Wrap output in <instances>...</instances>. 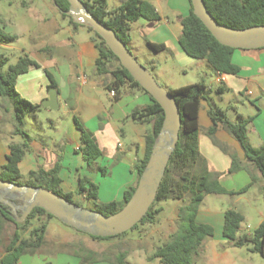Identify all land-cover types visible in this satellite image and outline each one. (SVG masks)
Here are the masks:
<instances>
[{"label": "trees", "instance_id": "1", "mask_svg": "<svg viewBox=\"0 0 264 264\" xmlns=\"http://www.w3.org/2000/svg\"><path fill=\"white\" fill-rule=\"evenodd\" d=\"M63 17H68L74 27L84 26L94 33L92 40L98 50V57L95 63V72L99 75L110 74L112 80L106 85V89L114 90V99L118 100L122 91L129 88H137L148 94L153 104L134 110L130 118L151 122V131L146 135V148L144 156L134 165L137 174L136 182L128 187L121 201H111L107 203L98 200L99 186L87 177L80 178L79 193L87 200H92L96 206V211L104 215H111L119 211L131 198L136 189L139 178L150 158L153 144L158 136L164 120V110L161 105L147 92L121 64L120 59L107 46L105 40L93 28L75 23L67 11L70 8L68 0H53ZM87 9L103 24L112 28L117 36L130 47L131 24L140 18L149 21H160L161 15L156 7L145 0H123L122 4L113 9H108V0H82ZM191 1V0H190ZM209 12L215 19L233 28H247L250 26L264 24V0H204ZM182 31L179 42L183 50L191 57L205 59L212 68L221 74L236 75L240 67L232 61L236 48L220 43L209 31L203 21L194 14L191 4L190 13L182 17ZM17 38L16 35L5 33L0 29V42L9 43ZM155 51L165 49L163 44L148 43ZM8 58L0 55V98L7 99L13 106V118L15 129L13 134L21 135L24 139L20 143H9V154L7 162L0 171V178L18 184H29L36 187H43L53 193L80 205L74 200L72 192H66L62 186L60 171L61 160L50 170L38 167L29 172L26 183L21 181L22 173L20 163L24 159L26 152L30 150V136L23 130L24 119L28 113H36L40 110L41 104H35L19 95L16 89L18 77L28 72L31 68H38L40 65L28 55L21 56L16 64L9 65L6 72L2 66L7 64ZM114 62L118 64L113 67ZM51 84L49 88H58L53 75L46 70ZM174 96L179 106L181 114L180 137L177 146L171 154L165 175L157 192L156 199L147 214L139 224L153 223L156 214L162 211V207H157L156 203L162 200H183L189 197L185 206H181L178 212L177 230L170 235L169 240L159 247L149 258H159L161 264H193L202 254L205 239L214 233L213 227L208 224L196 221L197 212L203 200L210 194L238 195L246 192L250 186H246L238 191H228L222 187L218 175L208 169L206 160L201 155L199 149V120L198 114L201 102H209L208 114L212 120V125L207 129L213 142L224 152L231 156L232 164L230 173L237 172L245 167L239 160L236 153L231 151L225 144L217 140L215 133L219 126L227 130L242 146L246 161L253 164L264 178V144L260 147L251 145L248 139V125L253 117L237 115L236 121H231L227 111L212 103L209 98L211 89L204 82H197L177 88L168 89ZM219 93L224 92L223 87L218 88ZM75 124L80 131L81 146L78 151L82 153L84 161L90 169H100L105 173L104 168L97 167V159L102 156L100 148L94 134L75 118ZM178 173L177 178L175 174ZM256 179L253 177V182ZM252 185V184H251ZM21 216V212H18ZM54 218L41 207H36L23 222H17L15 215L9 206L0 203V234L6 222H13L16 230L10 242L5 247L4 254L0 257V264H20V259L25 254H36L47 244L46 235L49 220ZM38 221L37 225L34 222ZM244 221L242 213L229 209L225 213L224 236L234 247H248L252 252L259 253L264 258V221L253 231L252 234H239L241 224ZM77 230V229H76ZM79 231V230H78ZM29 236L25 237V233ZM82 232V231H79ZM128 232V231H127ZM122 234L110 237H97L90 234L93 239L110 240ZM85 233V232H83ZM79 246L76 253L81 257L80 264H94L96 262L108 260L103 258L105 254L86 247L81 242H71ZM1 244V238H0ZM124 255L121 254L116 260H109L114 264H124Z\"/></svg>", "mask_w": 264, "mask_h": 264}, {"label": "crops", "instance_id": "2", "mask_svg": "<svg viewBox=\"0 0 264 264\" xmlns=\"http://www.w3.org/2000/svg\"><path fill=\"white\" fill-rule=\"evenodd\" d=\"M109 1L111 0H108V3ZM115 1V7L120 6L123 2V0ZM145 1L152 3L156 7L161 15V20L149 21L140 18L131 24L130 35L133 25L137 24L142 26L143 30H145L148 43L163 44L165 45V49L163 50L170 49L183 60H187L188 58L186 57H191L183 50L179 42L182 31L180 20L182 17H185L190 13L191 1ZM171 20L174 22L175 28H173ZM132 43L133 39L131 35L130 45H132ZM54 47L61 56H65L70 51L67 44L64 45V47H60V45H54ZM44 48L37 49L34 51V55L30 57L35 60L40 67L35 69L31 68L28 72L23 73L25 74V88L30 92L29 96L25 95L26 99L35 104H40V102L49 97V85L51 84V81L46 73V70H48L57 83H59V80L62 78L64 84L66 86L69 85L71 89L77 93V100L80 95L86 94L96 105L101 103L99 96L96 93L93 91H87L88 88H95L97 85H103L105 88L107 85L104 80L105 78L95 72L98 50L92 37L77 44L75 53L80 63V68L76 66L75 69L71 68L70 72L60 70L53 57L56 55L51 53V55L46 56L43 53ZM46 48L50 49L49 47ZM232 61L235 65L240 67L239 73L236 75L222 74L221 80L218 81V72L216 71L217 82L223 83L221 87L224 88V92H231L232 96L237 100L239 99V96H249L253 102L248 107L245 104L240 103L241 101L238 100L240 104L231 105V111H227V114L231 121H236L238 114H241L244 117H253L248 125V139L252 146L260 147L264 144V48H237L233 53ZM86 66L94 69V76L91 77L90 82L84 73ZM35 70L38 72L41 71L43 77V79L38 82V85L33 76V74L36 73L34 72ZM21 75L18 77L17 84L20 82V77H24ZM97 76H101V78L98 79ZM56 90L59 102L61 98H65V95L63 90L59 87L56 88ZM68 94L69 96L66 98L70 97V93ZM209 98L212 103L219 106L211 95H209ZM151 104H153V101L145 92L137 88L125 89L120 98L115 100V103L112 105V114L107 111L93 112L90 123H85L86 126L89 124L88 128L90 131H93L95 137L97 136V133H103V131H106L107 129H110L113 133L118 131L121 135H126V132L123 129H120L114 119H116V121L124 120L123 123L131 124L138 135L137 145L135 146V143L133 144V146L136 147V154H134L135 157L133 160H131L133 154L131 149L125 153L119 142L117 150L120 152L119 155L122 160L116 164V166L109 168L108 166L111 165L115 155V152H113L114 149L112 152H105V147L101 139L97 136V142L103 153L102 156L97 159V167L104 168L105 173H103L100 169H90L82 155L78 153V148L81 146L80 131L79 133L75 131V133H72L69 138L61 142H52V144L44 143L40 137L29 135L30 150L26 152L24 159L20 163L21 173L23 168L27 174L32 170H36L38 167L50 170L59 160H61V186L66 192H72L74 198L77 196L84 197L79 193V182L80 178L87 177L99 186L98 200L100 202L107 203L111 201H121L125 190L137 180L134 165L145 154L146 135L152 128V124L149 129L143 128V125L146 122L130 118L129 116L134 110ZM47 109L52 108L48 107ZM208 110L209 102L203 100L198 114L200 125L198 139L199 149L201 155L207 162L208 169L218 175L222 187L228 191H238L246 186L250 187L242 194H210L203 200L197 212L196 221L198 223L211 225L214 233L211 237L205 239L200 258L204 260L205 264H252V261L254 260L253 255L256 252L250 251L248 247H234L227 237L224 236L225 213L229 209L242 213L244 221L241 224L239 234H252L253 231L264 221V178L253 164L246 161L245 153L241 144L227 130L222 126H219L215 133V137L217 140L225 144L231 151L235 152L239 160L245 165L243 169L230 173L232 164L231 156L217 146L213 142L211 136L207 133V129L212 125ZM137 126H142L143 130L140 132ZM8 154L9 149L7 145L0 144V169L7 162ZM253 177L256 179L254 182ZM252 194L254 195V200H256V205L258 202H263L262 205L259 204L256 208L251 206L248 207L246 205L247 203L250 205L251 198L249 199L247 197ZM210 196H214L217 201L214 203L210 202ZM159 207L163 208V206ZM176 219L177 217L174 215L173 220L170 221L171 223H166V221L161 223L159 228H156V232L154 233L157 235H154V237H157L158 241L166 243L169 240L170 235L177 230L176 225L172 226V222L174 223ZM46 240L48 241V235L46 236ZM82 241L86 242L85 240ZM86 246L93 249L89 245ZM2 255L3 254H1L0 257ZM33 256L35 257L36 254ZM94 264L114 263L103 261Z\"/></svg>", "mask_w": 264, "mask_h": 264}, {"label": "rangeland", "instance_id": "3", "mask_svg": "<svg viewBox=\"0 0 264 264\" xmlns=\"http://www.w3.org/2000/svg\"><path fill=\"white\" fill-rule=\"evenodd\" d=\"M115 5V0L109 1L108 9H113ZM171 24L175 28L172 20ZM0 29L5 33L17 36L12 42H0V55L8 58L7 64L2 66L4 72L7 71L9 65L16 64L21 56L28 55L31 57L34 55V51L42 47H45L43 53L46 56L51 55V53L56 55L53 57L60 70L70 72L71 68L75 69L76 66L80 68V63L75 53L77 44L94 36V33L89 31L87 27H74L68 17L61 15L53 0H0ZM131 35L133 39V43L130 45L132 53L142 65L150 70L158 83L164 88H177L197 82H204L211 89L209 95L215 99L219 107H222L226 111H231V105L243 103L249 107L252 104L253 101L249 96H239L238 100L241 101L239 103L232 96L231 92L219 93L218 88L223 83L217 82V73L206 60L193 57H186L188 59L183 60L170 49L155 51L146 40L145 30L137 24L133 25ZM66 44L70 51L65 56H61L56 51L54 45L64 47ZM117 64V62H114L113 67ZM34 72L36 73L33 76L38 85V82L43 79L42 73L36 70ZM93 72V68L86 66L84 69L89 82L91 77L94 76ZM21 76L24 77H20L21 79L16 85V89L19 95L25 98V95L29 96L30 92L25 88V74ZM102 77L105 78L104 80L107 84L112 80L110 74L102 75ZM97 78L100 79L101 76H97ZM57 85L63 90L65 95V98H61L58 102L60 106L57 109H47L42 105V101L40 102V110L36 113H28L24 119L23 130L33 137H40L44 143L61 142L69 138L75 131L79 133L75 124V118L89 130V124L86 126L85 123H90L93 112L107 111L112 114V105L115 103V99L103 85L87 89L88 92L93 91L99 96L101 103L98 105L92 102L86 94L80 95L77 100V93L69 85L66 86L62 78ZM68 93H70V97L66 98L69 96ZM114 121L117 122L120 129L126 132V135L123 136L118 131H115L114 134L110 129L103 131V133H97V136L105 147V152H112L114 149L115 155L111 165L108 166L109 168L116 166L122 160L119 155L120 152L117 150L119 142L125 153L131 149L133 153L131 160H133L134 154H136L135 146L138 141L137 132L131 124L123 123L124 120L116 121L114 119ZM151 124L152 121H147L143 125V128L149 129L151 128ZM137 128L140 132L143 130L142 126H137ZM14 129L13 106L7 99L0 98V144L7 145L8 149L9 143H20L24 139L21 135L13 134ZM134 143L135 146H133ZM78 153L82 155L81 152L78 151ZM175 176L178 178V173ZM28 178L29 175L23 168L21 181L26 183ZM247 198H251L250 205L246 204L248 207L256 208L259 204L262 205L263 203L258 202L256 205L253 194ZM74 200L80 206L92 210L96 209L92 200L79 196L75 197ZM209 200L213 203L217 201L214 196H210ZM188 201V196L183 200H162L156 203L155 208L163 206L164 210L162 209L163 212L160 211L156 214L153 223L139 224L126 234L110 240L93 239L86 233L79 232L75 228L64 224L56 217L51 218L47 230V244L36 253L35 257L33 256L34 254L23 255L20 259V264H80L81 257L76 255L80 248L71 242H81L85 246L89 245L98 253L105 254L103 258L108 260L104 262L116 260L123 254L125 256L124 264H161L159 258H149L165 243L158 241L157 237H154V235H157L154 232H156V228H159L161 223L165 221L166 223H171L170 221L173 220L174 215H176L177 219L174 223L172 222V226L176 225L177 228L179 208L185 206ZM37 224L38 221H35L34 225ZM15 230L16 225L13 222H6L4 224L0 234V255L4 254L5 247L12 239ZM28 236L29 232L25 233V237ZM253 256L254 260L252 264H264V258L259 253H254ZM193 264L205 263L203 259L199 258Z\"/></svg>", "mask_w": 264, "mask_h": 264}, {"label": "water", "instance_id": "4", "mask_svg": "<svg viewBox=\"0 0 264 264\" xmlns=\"http://www.w3.org/2000/svg\"><path fill=\"white\" fill-rule=\"evenodd\" d=\"M68 1L70 8L67 14L73 21L93 28L133 78L161 105L165 115L162 127L135 191L128 202L114 214L104 215L99 211L85 208L43 187L13 183L1 178L0 203L11 208L17 222H23L34 208L41 207L64 224L79 231L97 237H110L131 230L154 203L171 154L180 137L181 114L174 96L138 61L116 32L100 22L82 0ZM191 4L194 14L203 21L220 43L236 49L264 48V24L233 28L219 23L209 12L204 0H191ZM57 97V90L52 87L49 97L43 100L42 105L57 109L59 107ZM16 201H21L22 204L17 205ZM19 210L21 216L18 214Z\"/></svg>", "mask_w": 264, "mask_h": 264}, {"label": "built area", "instance_id": "5", "mask_svg": "<svg viewBox=\"0 0 264 264\" xmlns=\"http://www.w3.org/2000/svg\"><path fill=\"white\" fill-rule=\"evenodd\" d=\"M221 76H222V74H221V73H218V81L221 80ZM109 92H110V95H111L112 97L115 96V91H114V90H110Z\"/></svg>", "mask_w": 264, "mask_h": 264}, {"label": "flooded vegetation", "instance_id": "6", "mask_svg": "<svg viewBox=\"0 0 264 264\" xmlns=\"http://www.w3.org/2000/svg\"><path fill=\"white\" fill-rule=\"evenodd\" d=\"M15 204H17V205H21L22 202H21V201H16ZM9 208H10V207H9ZM10 210H11V208H10ZM18 212H21V211L19 210Z\"/></svg>", "mask_w": 264, "mask_h": 264}]
</instances>
